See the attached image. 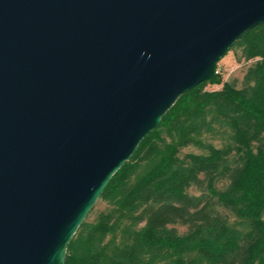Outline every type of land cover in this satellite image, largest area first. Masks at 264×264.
<instances>
[{
    "label": "water",
    "instance_id": "water-1",
    "mask_svg": "<svg viewBox=\"0 0 264 264\" xmlns=\"http://www.w3.org/2000/svg\"><path fill=\"white\" fill-rule=\"evenodd\" d=\"M263 24L264 0H0V264H65L140 142Z\"/></svg>",
    "mask_w": 264,
    "mask_h": 264
},
{
    "label": "trees",
    "instance_id": "trees-1",
    "mask_svg": "<svg viewBox=\"0 0 264 264\" xmlns=\"http://www.w3.org/2000/svg\"><path fill=\"white\" fill-rule=\"evenodd\" d=\"M231 50L242 79L207 90L217 66L177 99L112 176L65 264H264V24Z\"/></svg>",
    "mask_w": 264,
    "mask_h": 264
},
{
    "label": "rangeland",
    "instance_id": "rangeland-1",
    "mask_svg": "<svg viewBox=\"0 0 264 264\" xmlns=\"http://www.w3.org/2000/svg\"><path fill=\"white\" fill-rule=\"evenodd\" d=\"M217 66L219 68V72H220V75L222 77V81L219 84H214V85L207 84L206 85V89L207 90H209V89H219V88L222 87V84L225 81L229 82V81H231L233 79L241 80L243 75H244L245 69H246L245 64L243 62L237 60V55H236L235 50L234 51H232V50L229 51L219 61ZM183 151L184 152L199 153V151L197 149L192 148V147L184 149ZM222 185H223V183H219L218 184L219 187H223ZM190 192L192 194H198L199 193L195 188H191ZM102 208H104V204H100L98 206L97 210L98 209H102ZM177 230H178L179 233H183L185 231V228L177 227Z\"/></svg>",
    "mask_w": 264,
    "mask_h": 264
}]
</instances>
